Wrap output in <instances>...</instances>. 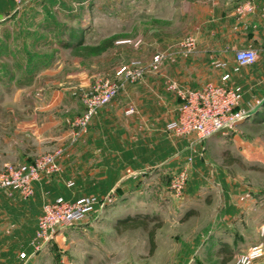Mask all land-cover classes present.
<instances>
[{
  "label": "rangeland",
  "instance_id": "374dc122",
  "mask_svg": "<svg viewBox=\"0 0 264 264\" xmlns=\"http://www.w3.org/2000/svg\"><path fill=\"white\" fill-rule=\"evenodd\" d=\"M131 11L130 0H10L9 12L0 7V172L23 164L21 154L33 160L59 151L60 172L39 181L64 185L63 179H71L75 198L101 201L87 219L60 228L39 250L32 246L31 227L12 226L8 264H222L228 256L226 264H264V119L251 110V119L205 139L164 127L176 110L164 107L151 121L145 107L165 97L176 102L177 95L159 80L160 69L134 82L118 75L122 65L146 54L131 37ZM149 79L158 84L149 86ZM103 80L122 86L86 131L122 126L124 149L136 148L142 157L117 167L123 176L117 187L100 182L98 171L85 178L86 131L76 135L84 101ZM55 96L66 98L51 103ZM254 103L244 106L250 110ZM42 128L52 132L51 140L39 142ZM60 128L71 136L56 138ZM69 157L72 162L65 161ZM0 192L8 198L18 193ZM44 193L45 202L51 201ZM128 217L147 228L132 227Z\"/></svg>",
  "mask_w": 264,
  "mask_h": 264
},
{
  "label": "crops",
  "instance_id": "0c3cea01",
  "mask_svg": "<svg viewBox=\"0 0 264 264\" xmlns=\"http://www.w3.org/2000/svg\"><path fill=\"white\" fill-rule=\"evenodd\" d=\"M130 6L131 37L135 39L137 46L141 43L142 51L146 52L136 60L146 63L158 52L166 55L160 68L164 77L160 81H175L190 89L209 81L237 86L243 94V106L244 102L247 105L260 101L249 107L255 113L254 118L264 119V0H130ZM250 6L251 10L245 9ZM0 7L3 12L5 9L9 12L10 0H0ZM0 22L4 23L5 20ZM188 37L195 39L196 46L193 51L184 53L179 43ZM242 49L257 51L258 58L254 64L238 67L235 54ZM226 73L230 74L227 81L222 79ZM147 82L149 86H153L157 80L149 79ZM58 98L66 97L55 96L51 103ZM177 99L173 102L165 97V101L159 100L157 106V101L154 100L153 106L145 107V111L152 116L150 120L161 116L164 107L173 113L179 105V98ZM105 109L101 110L102 114L107 110ZM171 120H166L164 127ZM58 130H61V135L56 137L58 139L72 134L67 129ZM152 130H159V127L153 126ZM123 131L122 126L98 125L89 127L83 134L82 164L85 178H93L95 171H98L97 178L100 182L113 181L117 187L123 180L121 171L117 174V167L128 160L130 164L137 163L134 159L142 158L136 148L124 149ZM51 134L47 128H42L37 139L39 142L51 140ZM19 158H26L24 163L32 160L24 154ZM65 161L73 160L69 157ZM111 168L115 171L109 172ZM63 181L64 185L59 180L36 182L34 196L27 200L22 199L19 193L8 198L0 192V264H8L6 255L11 246L12 226L17 231L20 227H31L29 229L35 231L36 219L46 199L45 191L49 194L47 198H75V192L69 188L74 181ZM109 192L112 189L107 190L106 194L102 193V196Z\"/></svg>",
  "mask_w": 264,
  "mask_h": 264
},
{
  "label": "built area",
  "instance_id": "2783aa9c",
  "mask_svg": "<svg viewBox=\"0 0 264 264\" xmlns=\"http://www.w3.org/2000/svg\"><path fill=\"white\" fill-rule=\"evenodd\" d=\"M12 1L17 5H24L29 0ZM245 9L251 10L252 7ZM179 46L184 53H189L195 49L196 41L193 37H188L182 40ZM165 58L164 52H158L148 64L134 61L122 65L117 73L124 81H138L148 71H158ZM257 58L258 53L254 49L238 50L235 54L238 67L252 65ZM229 78L228 73L222 76L225 81ZM121 86L122 83L103 80L93 87L84 101L82 115L75 122L79 128L76 135L86 131L92 116L116 96ZM167 89L179 98L175 118L166 125L167 129L177 136L195 135L199 139H205L220 133L225 134L250 117L251 112L243 106V94L237 86L209 81L198 88L190 89L180 86L175 81H169ZM259 103V100L256 101V104ZM132 112V109L128 111ZM59 154L57 151L38 155L32 161L23 164H8L0 172V191L8 195L18 192L24 199L30 198L34 194L33 185L36 181L60 172ZM183 179L184 174L179 181ZM100 204L101 201L96 196H81L75 199L58 197L45 202L37 218L32 246L39 250L58 234L60 228L84 221ZM259 249L257 246L254 250Z\"/></svg>",
  "mask_w": 264,
  "mask_h": 264
},
{
  "label": "trees",
  "instance_id": "16d2710c",
  "mask_svg": "<svg viewBox=\"0 0 264 264\" xmlns=\"http://www.w3.org/2000/svg\"><path fill=\"white\" fill-rule=\"evenodd\" d=\"M126 220H127L126 222H132V224H134V225H131L132 227L147 228V223L145 221L140 220L138 217H128ZM149 236H150V241H151L152 249H153L154 248V238H155V228L154 227L149 231ZM230 258L231 256H228L227 258L223 259L222 264H226L227 261L230 260Z\"/></svg>",
  "mask_w": 264,
  "mask_h": 264
}]
</instances>
